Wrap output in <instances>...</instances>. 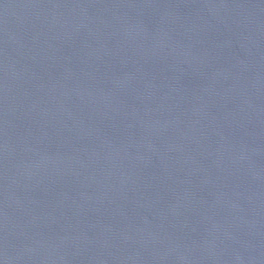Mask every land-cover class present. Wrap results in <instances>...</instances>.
<instances>
[{
  "label": "water",
  "instance_id": "obj_1",
  "mask_svg": "<svg viewBox=\"0 0 264 264\" xmlns=\"http://www.w3.org/2000/svg\"><path fill=\"white\" fill-rule=\"evenodd\" d=\"M0 264H264V0H0Z\"/></svg>",
  "mask_w": 264,
  "mask_h": 264
}]
</instances>
